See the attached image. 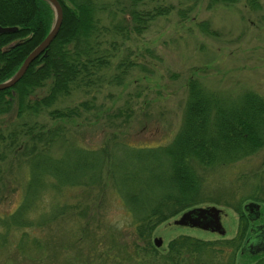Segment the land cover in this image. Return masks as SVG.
Instances as JSON below:
<instances>
[{"label":"trees","instance_id":"1","mask_svg":"<svg viewBox=\"0 0 264 264\" xmlns=\"http://www.w3.org/2000/svg\"><path fill=\"white\" fill-rule=\"evenodd\" d=\"M143 1L130 0L129 19L110 27L101 23L99 15L105 5L98 0H58L63 15L56 36L18 82L0 90V203L9 202L19 189L14 168L20 164L28 167L20 202L12 212L0 214L2 243L13 228H24L26 234V229L51 225L64 214L79 221L82 235L92 242L96 233L103 231L104 194L112 187L131 214L136 231L134 251L157 253L150 240L156 226L208 200L203 192L207 168L236 161L264 147V97L251 90L234 98L221 96L197 78L188 80L182 124L167 145L135 146L116 135L100 145H81L79 131L66 123L80 116V106L88 109L89 103L51 107L60 97L99 81L108 63L101 54L106 31L116 33L131 27L140 33L149 21L172 9V5L137 8ZM233 1L211 0V4ZM250 2L258 6L256 0ZM52 20L53 9L46 0H0V26L17 27L0 34V82L9 78L44 39ZM198 27L216 34L205 20L198 22ZM45 86L47 93L37 96L36 89ZM47 108L54 125L36 119ZM10 113L16 116L4 126ZM7 156L10 158L5 163ZM66 189L77 193L37 221L35 211L49 190L59 197ZM250 198L264 203L257 195ZM234 208L240 216L236 236L204 240L179 235L168 243L165 258L172 263L190 260L206 264L203 256L213 257L229 248L232 264L250 222L240 203ZM249 231L246 239L253 235L251 224Z\"/></svg>","mask_w":264,"mask_h":264},{"label":"rangeland","instance_id":"2","mask_svg":"<svg viewBox=\"0 0 264 264\" xmlns=\"http://www.w3.org/2000/svg\"><path fill=\"white\" fill-rule=\"evenodd\" d=\"M98 1L105 5L99 15L102 24L112 27L129 19L130 0ZM256 1L258 6L250 0L212 4L211 0H144L137 8L172 5V9L167 15L149 21L140 33L131 27L116 33L106 31L101 54L108 63L99 81L60 97L51 108L89 103L88 109L80 106V116L66 123L79 131L82 146L100 145L112 135L131 145L156 146L167 145L180 129L190 78H197L205 88L221 96L234 98L251 90L264 97V0ZM54 18L53 10L51 27ZM203 20L215 35L198 27ZM47 91L45 86L35 93L42 96ZM48 109L36 119L54 125L56 121L50 120ZM15 116L8 114L3 125H9ZM54 153L58 155L59 151ZM9 158L3 161L7 163ZM5 163L3 170L7 167ZM13 172L19 189L9 202L0 203L1 215L12 212L20 202L28 167L20 164ZM204 175L203 192L208 200L196 206L221 209L224 235L174 224L181 212L152 231L150 240L157 253L135 252L136 231L131 214L120 195L110 187L104 194L103 231L100 235L96 233L99 237L92 242L82 235L79 221L64 214L51 225L26 229L27 236L24 228L11 229L6 242L0 241V264H194L190 260L168 261L165 258L168 243L179 235L204 240L236 236L240 216L234 207L239 203L244 215H247L244 204L251 201L259 202L264 212V203L250 198L253 195L264 198V147L236 161L207 168ZM61 193L58 197L49 190L35 211L37 221L52 212L57 203L69 201L77 191L66 189ZM256 222L264 224V215ZM250 224L246 236L250 235ZM156 238L162 240L159 247L154 244ZM230 257L231 249L225 248L213 257L202 258L206 264H231ZM232 264H264V252L240 249Z\"/></svg>","mask_w":264,"mask_h":264},{"label":"water","instance_id":"3","mask_svg":"<svg viewBox=\"0 0 264 264\" xmlns=\"http://www.w3.org/2000/svg\"><path fill=\"white\" fill-rule=\"evenodd\" d=\"M51 7L54 10L55 18L53 25L46 35V37L25 57L19 69L15 72V74L7 79L4 82L0 83V90L9 88L13 86L26 72L30 63L40 54L42 53L46 47L50 44L53 38L56 36L59 27L62 22V8L59 4L58 0H47ZM17 27L15 26H0V34L5 32L15 31ZM260 204L258 202H248L244 205V209L248 211V216L251 218V212L255 209L259 212ZM221 209L215 206H196L189 208L183 211L177 219L173 222L176 225L180 226H192L198 227L204 230H211L213 232H217L220 235L225 234V229L220 221ZM256 231V230H254ZM162 243L160 238L154 239V244L156 247H159ZM258 243L264 244V230H261L257 234H253L247 238L243 247L241 248V252L246 250L251 251V247L257 245ZM253 252V251H251Z\"/></svg>","mask_w":264,"mask_h":264},{"label":"flooded vegetation","instance_id":"4","mask_svg":"<svg viewBox=\"0 0 264 264\" xmlns=\"http://www.w3.org/2000/svg\"><path fill=\"white\" fill-rule=\"evenodd\" d=\"M246 212H247V216H248L249 213H248V211H246ZM250 214L252 216H251V218L248 216V218H249V221L251 222V229L253 230V234L255 235V234L259 233L261 230H264V224L261 222L260 223L256 222L257 220H259L264 215V212L262 213L261 207H260L259 212L255 209V211L253 210ZM254 230H256V231H254ZM250 249H251V251H253V253L254 252H264V244L258 243L257 245L252 246Z\"/></svg>","mask_w":264,"mask_h":264}]
</instances>
